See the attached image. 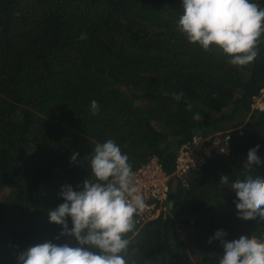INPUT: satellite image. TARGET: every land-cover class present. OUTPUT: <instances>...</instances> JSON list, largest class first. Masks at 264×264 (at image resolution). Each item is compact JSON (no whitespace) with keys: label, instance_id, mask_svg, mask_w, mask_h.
I'll list each match as a JSON object with an SVG mask.
<instances>
[{"label":"trees","instance_id":"16d2710c","mask_svg":"<svg viewBox=\"0 0 264 264\" xmlns=\"http://www.w3.org/2000/svg\"><path fill=\"white\" fill-rule=\"evenodd\" d=\"M183 13L182 0H0V264H18L46 241L78 246L55 239L62 227L48 212L64 202V185L91 176L89 156L109 139L133 172L158 156L172 173L167 207L136 217L130 262L218 264L224 249L208 243L217 230L228 241L264 238V221L238 218L231 190L248 174L264 176V165L244 168L256 145L264 160V109L253 106L264 87V38L254 63L233 66L220 50L188 43L178 31ZM227 132L229 151L214 147L200 168L173 173L183 142Z\"/></svg>","mask_w":264,"mask_h":264},{"label":"clouds","instance_id":"9594fccd","mask_svg":"<svg viewBox=\"0 0 264 264\" xmlns=\"http://www.w3.org/2000/svg\"><path fill=\"white\" fill-rule=\"evenodd\" d=\"M183 15L179 16L178 31L189 44L199 45L204 51L220 50L233 66L244 67L255 62L258 47L264 38V6L256 0H182ZM81 40L87 34L80 35ZM180 101L184 94L174 93ZM97 101H91L90 113H99ZM187 111L192 105H187ZM193 119L200 120L199 113ZM193 131H196L195 129ZM260 145L249 150L244 168L264 165L257 154ZM79 154L74 153L75 162ZM91 178H86L76 189L71 185L61 188L64 200L48 212L51 223L62 231L55 237H74L78 246L46 241L29 247L18 256V264H134L126 258L130 239L144 211L146 203L135 184V173L129 156L109 139L97 143L89 156ZM229 182L222 175L221 184ZM237 200V216L245 221L259 218L264 221V176L248 174L231 184ZM69 218L72 227L69 228ZM227 232L217 230L208 243L220 241L224 251L218 264H264V238L242 235L228 241Z\"/></svg>","mask_w":264,"mask_h":264},{"label":"built area","instance_id":"2783aa9c","mask_svg":"<svg viewBox=\"0 0 264 264\" xmlns=\"http://www.w3.org/2000/svg\"><path fill=\"white\" fill-rule=\"evenodd\" d=\"M253 106L264 109V87L257 95ZM229 137L227 132L223 138L216 135L213 140L209 141V137L197 134L192 139L183 142L178 150L176 170L173 173L184 175L189 168H200L206 161L207 154L214 147H217L221 152L229 151ZM134 173L135 184L139 189L138 194L143 196L146 203V208L139 214V219L145 220L157 216L162 208H166V205L162 206V203L167 198L169 178L172 173H168L163 168L158 156H153L138 167Z\"/></svg>","mask_w":264,"mask_h":264},{"label":"rangeland","instance_id":"374dc122","mask_svg":"<svg viewBox=\"0 0 264 264\" xmlns=\"http://www.w3.org/2000/svg\"><path fill=\"white\" fill-rule=\"evenodd\" d=\"M167 207V206H166Z\"/></svg>","mask_w":264,"mask_h":264}]
</instances>
